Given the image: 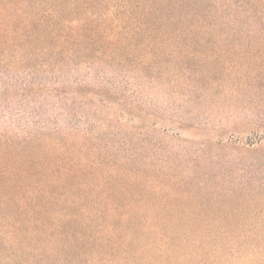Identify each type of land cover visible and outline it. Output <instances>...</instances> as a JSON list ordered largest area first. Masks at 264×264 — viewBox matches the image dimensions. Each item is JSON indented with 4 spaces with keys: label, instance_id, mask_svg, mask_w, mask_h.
<instances>
[{
    "label": "rangeland",
    "instance_id": "374dc122",
    "mask_svg": "<svg viewBox=\"0 0 264 264\" xmlns=\"http://www.w3.org/2000/svg\"><path fill=\"white\" fill-rule=\"evenodd\" d=\"M0 264H264V0H0Z\"/></svg>",
    "mask_w": 264,
    "mask_h": 264
}]
</instances>
